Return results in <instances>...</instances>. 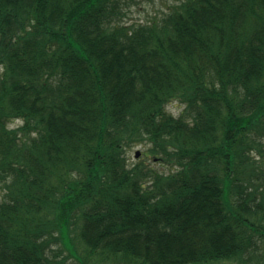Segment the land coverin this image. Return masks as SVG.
I'll list each match as a JSON object with an SVG mask.
<instances>
[{
  "label": "trees",
  "instance_id": "16d2710c",
  "mask_svg": "<svg viewBox=\"0 0 264 264\" xmlns=\"http://www.w3.org/2000/svg\"><path fill=\"white\" fill-rule=\"evenodd\" d=\"M134 3L0 0V264H264V0Z\"/></svg>",
  "mask_w": 264,
  "mask_h": 264
},
{
  "label": "rangeland",
  "instance_id": "374dc122",
  "mask_svg": "<svg viewBox=\"0 0 264 264\" xmlns=\"http://www.w3.org/2000/svg\"><path fill=\"white\" fill-rule=\"evenodd\" d=\"M139 1L140 0H136V3H134V5H132L130 10L127 12V18L125 21L128 24L132 22H144L148 19H151V17H154L156 15L161 14L162 12L167 11L169 6H171V4L175 3L177 0H141L140 2ZM182 109L183 106L179 102L174 100L170 102L166 107L168 113H170L175 117L179 116ZM16 124H18V122H16ZM10 126L13 127V125ZM262 143L264 144V139ZM146 149L147 146H143L140 144L132 145L131 147H129L126 151V157L128 158L129 163L133 164L135 162H143L145 165L153 167L156 170H159L161 172H168L169 167L165 163L153 161L152 158L146 157L145 155ZM262 149L264 151V147H262ZM136 151L140 152L138 158H135ZM252 153H253L252 155L259 161V165L262 167L263 170L262 177H260L258 181L264 184V157H260L256 151H253ZM3 193L4 190L2 191L0 189V199ZM65 255H67V251L63 250L60 255L54 258L60 260ZM65 264H78V262L74 260L72 257H69L65 262Z\"/></svg>",
  "mask_w": 264,
  "mask_h": 264
},
{
  "label": "water",
  "instance_id": "95a60500",
  "mask_svg": "<svg viewBox=\"0 0 264 264\" xmlns=\"http://www.w3.org/2000/svg\"><path fill=\"white\" fill-rule=\"evenodd\" d=\"M139 155H140V152L139 151H136L135 152V157L137 158V157H139Z\"/></svg>",
  "mask_w": 264,
  "mask_h": 264
}]
</instances>
